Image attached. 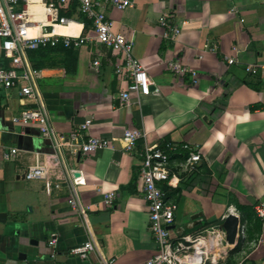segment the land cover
<instances>
[{
	"label": "crops",
	"instance_id": "1",
	"mask_svg": "<svg viewBox=\"0 0 264 264\" xmlns=\"http://www.w3.org/2000/svg\"><path fill=\"white\" fill-rule=\"evenodd\" d=\"M43 14L44 32L50 21ZM107 14L114 29L132 40L133 55L150 77V93L132 94L131 104L121 105L126 82L115 74V56L93 40L91 21L75 12L72 17L81 18L75 36L90 35L87 45L30 53L39 71L40 101L58 134L66 137L89 120L74 149L89 136L110 145L86 156L65 147L67 170L55 166L50 141L34 125L13 121L38 100L0 89V264H98L100 257L143 264L156 244L140 189V152L165 143H189L201 155L192 173L180 172L179 158L172 162L167 186L168 200L177 206L172 233L178 235L198 213L199 221L182 235L205 225L221 229L233 213L244 238L221 253V264H264V250L251 246L260 232L254 207L264 200V0H135ZM164 15L180 27L174 40L164 38ZM172 60L188 71L180 76L167 70ZM125 129L142 133L133 151L126 148ZM12 148L18 155L5 160ZM37 165L46 166L47 175L28 180L27 169ZM109 193L115 199L106 205ZM75 196L89 208L84 214L73 209ZM90 241L97 252L87 260L68 254Z\"/></svg>",
	"mask_w": 264,
	"mask_h": 264
},
{
	"label": "built area",
	"instance_id": "2",
	"mask_svg": "<svg viewBox=\"0 0 264 264\" xmlns=\"http://www.w3.org/2000/svg\"><path fill=\"white\" fill-rule=\"evenodd\" d=\"M135 0H42L41 4L49 17L50 30L41 31V21L35 19V13L29 11L28 6L34 4L29 0H0V89H16L22 98L35 101L36 107L22 109L14 117L13 121L20 125H34L40 136L50 141L55 150L53 160L55 166L67 170L66 161L63 158L65 147H72V153H81L86 156L97 150L106 149L110 141L89 136L74 149L75 142L80 137L81 130H85L90 121L81 125L68 136L58 134L52 125L51 117L40 101L36 80L39 71L30 60V53L46 47L79 48L91 41L90 35H60L56 33L57 26H68L78 20L74 17L67 18L60 14L61 10H75V14L91 21V30L94 33V41L105 46L115 56V74L119 80L126 82V86L120 94L122 106L131 104V95H148L151 81L146 69L134 57L132 52V40L114 29V21L107 14V10H125L133 6ZM164 27V38L174 40L180 32V27L171 23L164 15L160 19ZM229 64L234 63L233 58L228 59ZM99 65V60L94 61V66ZM167 70L175 75H184L188 70L177 60L167 62ZM255 73L254 69L246 68ZM193 76L195 73H193ZM36 105V102L34 103ZM142 133L138 129H125L123 138L127 141L128 151L135 149L136 141ZM18 155V150L12 148L5 151V160H12ZM141 166L139 170L140 189L144 194L148 206L149 232L156 244L155 253L143 264H219L222 259L215 254L209 241L217 239L218 230H211L209 234L214 237L198 236L194 240L191 236L174 235L168 227L175 221L177 206L168 200L164 187L171 184L172 162L180 159L178 164L181 173L196 171L201 155L198 149L189 143L162 145H145L141 152ZM47 175V167L37 165L26 171L28 180L39 179ZM264 199V194L262 195ZM115 199L114 193L105 197V204L110 205ZM73 209L84 214L89 208L82 205L78 197L71 201ZM260 223V232L251 243L254 249L264 250V200H259L254 207ZM244 226L239 225L237 239L244 238ZM204 241L201 245L200 242ZM217 241V240H216ZM218 248L219 243L217 241ZM49 245L54 247V241ZM97 252L95 244L90 241L80 246L71 248L68 254L87 260L90 254ZM220 258V259H219ZM98 264H114L113 259H99Z\"/></svg>",
	"mask_w": 264,
	"mask_h": 264
},
{
	"label": "water",
	"instance_id": "3",
	"mask_svg": "<svg viewBox=\"0 0 264 264\" xmlns=\"http://www.w3.org/2000/svg\"><path fill=\"white\" fill-rule=\"evenodd\" d=\"M202 214L198 213L195 214L191 217L192 219V224L186 226L184 229H191L193 227L194 224H196L199 221V218ZM239 225H240V218L239 216L233 214V213H229L223 224L221 225V229L224 230L225 232V241L228 245H235L236 244V239H237V235H238V230H239ZM169 230L174 229L173 226L168 227ZM182 228H179L177 230V234L179 236L182 235V231L184 230Z\"/></svg>",
	"mask_w": 264,
	"mask_h": 264
},
{
	"label": "bare ground",
	"instance_id": "4",
	"mask_svg": "<svg viewBox=\"0 0 264 264\" xmlns=\"http://www.w3.org/2000/svg\"><path fill=\"white\" fill-rule=\"evenodd\" d=\"M29 1H34V2H39V0H29ZM43 6L40 4H33V5H29L28 9L31 12L35 13V19L37 21H41V20H45V16L43 14L44 9L42 8ZM79 29V26L76 25L75 23H70L68 26H57L56 27V32L62 35H76L77 31ZM222 235V234H221ZM221 237V236H220ZM218 238V237H217ZM217 239L212 238L209 243L210 246L215 254V257H219L220 253L219 251H221L222 253L229 247H232V245H228L226 246V248L224 247L223 250L218 248V244H217ZM204 241L200 242V245L203 243Z\"/></svg>",
	"mask_w": 264,
	"mask_h": 264
},
{
	"label": "rangeland",
	"instance_id": "5",
	"mask_svg": "<svg viewBox=\"0 0 264 264\" xmlns=\"http://www.w3.org/2000/svg\"><path fill=\"white\" fill-rule=\"evenodd\" d=\"M205 227H206V229H205ZM204 229H205V231H203ZM211 230L212 231L213 230H218V232L222 231L218 226H215V225H211V226L209 225V226H207V225H205L201 229L195 231L193 235H190L191 236V239L194 240L198 236H208V235H210L209 237L211 238V237H214L215 235H217L218 236L217 241L219 243V247L222 248V249H224V247L226 246V242L224 241V238L223 239L220 238L218 232L215 235L209 234V232H212ZM225 251H227V250H225ZM225 253H227V252H225ZM225 253H223V254L225 255ZM223 254L221 256H223ZM228 256H229V254H228ZM221 262H222V260L220 259L219 260V264H221ZM225 264H230V263L226 262Z\"/></svg>",
	"mask_w": 264,
	"mask_h": 264
},
{
	"label": "trees",
	"instance_id": "6",
	"mask_svg": "<svg viewBox=\"0 0 264 264\" xmlns=\"http://www.w3.org/2000/svg\"><path fill=\"white\" fill-rule=\"evenodd\" d=\"M73 8H74V7H72V9H71L70 11H67L66 13H64V14H62V15L66 16L67 18H71L72 15H73V12H75V10H74ZM78 20L80 21L81 18H79ZM46 48H47V47H46ZM42 49H44V48H42ZM40 50H41V49H40ZM38 51H39V50H38ZM35 52H37V51H35ZM164 190H165L166 193L168 192L167 187H164ZM236 248H237V247H236Z\"/></svg>",
	"mask_w": 264,
	"mask_h": 264
}]
</instances>
